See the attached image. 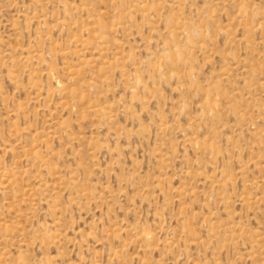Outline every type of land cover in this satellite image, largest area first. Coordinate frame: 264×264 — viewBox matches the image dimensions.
I'll list each match as a JSON object with an SVG mask.
<instances>
[{"label": "rangeland", "instance_id": "1", "mask_svg": "<svg viewBox=\"0 0 264 264\" xmlns=\"http://www.w3.org/2000/svg\"><path fill=\"white\" fill-rule=\"evenodd\" d=\"M0 264H264V0H0Z\"/></svg>", "mask_w": 264, "mask_h": 264}]
</instances>
